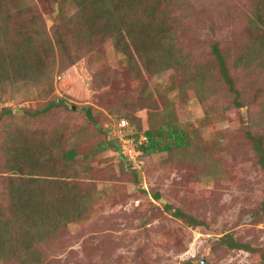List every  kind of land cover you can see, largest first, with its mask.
<instances>
[{
  "label": "rangeland",
  "instance_id": "374dc122",
  "mask_svg": "<svg viewBox=\"0 0 264 264\" xmlns=\"http://www.w3.org/2000/svg\"><path fill=\"white\" fill-rule=\"evenodd\" d=\"M195 2L201 5L194 3V12L182 13L184 20L176 34L178 50L191 56L194 64L216 65L211 51L216 44L235 88L243 95L241 105L231 103L217 66L214 87L211 83L205 103L192 98L177 106L175 93H171L174 78L169 71L147 78V83L163 91L170 88L167 96L176 101L180 123L189 131L195 130L193 136L219 143L220 149L211 156L218 163L211 167L216 174H204L181 162L174 153L156 152L139 160L131 159L127 151L123 153L128 146L125 135L137 130L134 126L122 129L114 117L107 120V115L117 109L123 96L139 98L140 87L130 77L132 59L110 42L92 49L74 43L70 54L79 59L93 81L86 79L80 89L77 87L82 95L69 101L71 112L59 104L43 114L27 113L63 97L57 83V65L42 84L11 75L4 91H0V113L4 108L11 109L0 118V197L6 199L11 182L41 177L33 176L34 171L41 170L49 174L42 176L49 190L55 191L61 183L64 191L70 193L74 188L76 196L85 192L90 201L80 203L81 214L73 218L68 215L67 223L55 236L48 235L35 246L37 260L25 263L23 256L0 264H264V167L251 138H261L264 150V68L247 75L235 65L247 41L241 18L233 20L228 9H220L215 0ZM4 3L11 12L8 38L16 36L17 25L31 19L32 13L42 18L40 25L50 32L59 16L74 11L70 0ZM243 4V0L237 3L239 8ZM21 9L24 13H18ZM4 38L0 34V50H5ZM89 82L94 84L91 88L87 87ZM87 107H92L98 122L94 126L89 123V129L83 132L92 138L88 144L115 140L113 144H119L121 151L109 148L92 155L83 148L76 159L68 161L51 137L56 130L68 136L82 128L87 123ZM207 118L212 126L206 124ZM155 193L158 199L153 197ZM177 209L204 226L194 227L175 217L172 212ZM225 234L248 246L249 251L228 248L220 242Z\"/></svg>",
  "mask_w": 264,
  "mask_h": 264
},
{
  "label": "trees",
  "instance_id": "16d2710c",
  "mask_svg": "<svg viewBox=\"0 0 264 264\" xmlns=\"http://www.w3.org/2000/svg\"><path fill=\"white\" fill-rule=\"evenodd\" d=\"M4 1L0 0V34L6 37L5 50H0V91H4L6 80L11 75L16 79L42 84L54 66L57 65L60 72L57 83L63 97L50 102L46 107L27 112L29 115L43 114L59 104L70 110L69 101L81 99L79 94L82 95V92L77 89H80V83L91 78L93 81L79 59L71 56V45L78 43L81 47L92 49L94 45L110 42L115 49L132 59L130 77L132 83L139 85L140 89L138 99L123 96L117 109L109 110L107 120H111V117L117 122L125 120L127 127L134 126L137 130L128 135V138H134L135 141L140 135L146 138L137 148L141 153L137 160L156 152L174 153L181 162L193 165L199 171L201 169L204 174H216L211 167L218 163L211 156L220 149L219 143H208L193 136L195 130L189 131L188 127L182 125L176 111V101L177 106L192 98L205 103L214 87V66L218 67L217 74L229 91L231 103L237 107L241 105L239 100L243 95L235 88L225 59L216 44L211 46L216 65L194 64L191 56L183 55L178 50L176 34L182 27V13L191 10L194 12V3L201 4L195 0H70L74 3L73 13L59 16L50 32L40 25L42 18L38 14L34 17L32 13L31 19L17 25L16 36L8 38L11 12ZM215 1L219 3L220 9H228L233 20L241 18L247 29V41L242 53L235 59L236 67L244 70L247 75L264 68V0H243L246 4L241 8L237 3L242 0L232 3H228V0ZM232 5H236V8L231 9ZM18 13L24 11L21 9ZM166 71L171 72L174 78L171 93H175V102L167 96L170 88L163 91L159 87L151 88L147 83V78L153 79ZM94 78L97 81V75ZM91 83L87 84L88 88L94 85ZM91 108H85L87 123L77 132H69L68 136H64L59 134L62 130H56V135L51 137L55 144L58 143L62 158L74 160L83 148H88L87 151L92 155L109 148L121 151L119 144H113L116 143L115 140L88 144L92 138H88V134L83 132L89 129V123L93 126L98 123ZM1 112L0 118L10 114L11 109L4 108ZM205 122L211 125L209 118ZM102 134L106 136L104 131ZM251 138L264 167L262 139ZM219 139L214 138L215 141ZM62 148L64 150L61 152ZM201 166L203 167L200 168ZM33 173V176L41 177L13 181L8 186L6 199L0 197V262L21 259L23 256L25 263L37 260L39 254L35 246L45 241L46 236H55L69 217L81 214L83 206L80 203L90 201L85 192L83 196H76L74 188L70 193L64 191L65 186L61 183L54 187L55 191L49 190L46 188L47 180L42 177L49 175L48 172L39 170ZM153 197L158 199L159 194L155 193ZM165 209L171 207L165 206ZM172 213L191 226H204L203 222L178 209ZM220 242L230 249L249 251L248 246L237 242L230 234L223 235Z\"/></svg>",
  "mask_w": 264,
  "mask_h": 264
},
{
  "label": "built area",
  "instance_id": "2783aa9c",
  "mask_svg": "<svg viewBox=\"0 0 264 264\" xmlns=\"http://www.w3.org/2000/svg\"><path fill=\"white\" fill-rule=\"evenodd\" d=\"M120 122L122 123V125L120 126ZM119 122V127L124 129L127 128V122L125 120H122ZM125 135V134H124ZM132 135V134H129ZM126 137H124L125 139H127L126 144L128 146L125 147L124 151H127L130 155H131V159H138L137 157L141 154L139 151H137L138 146H140L143 142L146 141V138L143 135H140L139 139L137 141H135L134 138H128V134L125 135Z\"/></svg>",
  "mask_w": 264,
  "mask_h": 264
},
{
  "label": "water",
  "instance_id": "95a60500",
  "mask_svg": "<svg viewBox=\"0 0 264 264\" xmlns=\"http://www.w3.org/2000/svg\"><path fill=\"white\" fill-rule=\"evenodd\" d=\"M73 109H74V107H73Z\"/></svg>",
  "mask_w": 264,
  "mask_h": 264
}]
</instances>
